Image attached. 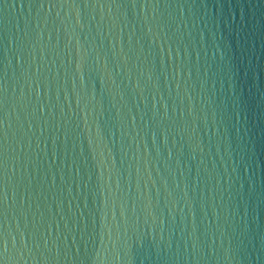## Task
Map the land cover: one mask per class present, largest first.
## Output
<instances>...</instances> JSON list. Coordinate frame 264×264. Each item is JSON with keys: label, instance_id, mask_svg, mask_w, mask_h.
Returning <instances> with one entry per match:
<instances>
[{"label": "water", "instance_id": "95a60500", "mask_svg": "<svg viewBox=\"0 0 264 264\" xmlns=\"http://www.w3.org/2000/svg\"><path fill=\"white\" fill-rule=\"evenodd\" d=\"M0 264H264V0H0Z\"/></svg>", "mask_w": 264, "mask_h": 264}]
</instances>
